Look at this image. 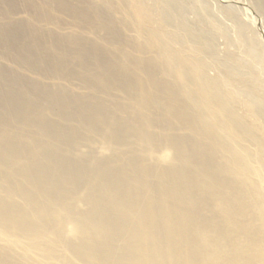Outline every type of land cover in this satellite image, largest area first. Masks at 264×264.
<instances>
[{
	"label": "bare ground",
	"instance_id": "1",
	"mask_svg": "<svg viewBox=\"0 0 264 264\" xmlns=\"http://www.w3.org/2000/svg\"><path fill=\"white\" fill-rule=\"evenodd\" d=\"M94 1L0 0V58L14 66L0 65V264H264V144L222 92L235 66L173 59L150 38L156 60L138 59ZM247 1L264 18V0ZM19 2L77 31L34 28ZM241 92L264 120V76Z\"/></svg>",
	"mask_w": 264,
	"mask_h": 264
},
{
	"label": "rangeland",
	"instance_id": "2",
	"mask_svg": "<svg viewBox=\"0 0 264 264\" xmlns=\"http://www.w3.org/2000/svg\"><path fill=\"white\" fill-rule=\"evenodd\" d=\"M105 1L112 5L110 15L117 22V27L139 47V51L133 53L138 59L156 60L155 50L146 41L150 38L155 42L165 43L173 59L191 58L206 63L216 62L223 66L234 65L233 73L223 74L222 92L231 96L236 116L245 124L247 130L264 144V120L253 113L249 98L241 92L248 86L250 79L264 76V18L251 2L247 0ZM93 2L96 4L94 0ZM33 3L39 2L34 0ZM17 6L18 17L34 28L77 31L75 24L78 21L67 18L60 12L51 13L57 24L36 23L23 2H19ZM181 6L192 7L193 10L183 11ZM43 13L46 14V10ZM124 13L128 16V21L125 20ZM80 33L84 38L95 40L88 28L82 29ZM246 44L252 51V57L242 51L243 45L245 47ZM0 65L14 68L1 58ZM25 74L30 78L42 80L28 72ZM206 74L209 78L218 77V71L213 67L207 68ZM42 82L46 81L42 80ZM49 82L65 86L73 92H87L74 81L67 83L62 80H50L47 83ZM251 88L257 96L261 95V88ZM158 94L156 89H151L148 96L156 98ZM118 100L121 103L126 102L121 97ZM194 106V104L188 105L186 108L188 113L192 114ZM145 114L148 116L156 114L160 120L167 121L162 114L154 113L150 109L145 111ZM177 132L181 133L182 130L177 127Z\"/></svg>",
	"mask_w": 264,
	"mask_h": 264
}]
</instances>
